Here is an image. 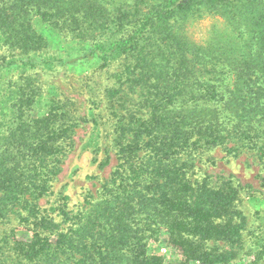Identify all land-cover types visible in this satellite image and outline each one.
Masks as SVG:
<instances>
[{
  "label": "trees",
  "instance_id": "trees-1",
  "mask_svg": "<svg viewBox=\"0 0 264 264\" xmlns=\"http://www.w3.org/2000/svg\"><path fill=\"white\" fill-rule=\"evenodd\" d=\"M202 13L228 27L198 44L185 28ZM34 17L76 41L81 66L119 61L105 90L117 164L77 210L53 209L60 222L39 202L74 129L99 125L43 97L34 70L60 59ZM203 146L253 151L264 166V0H0V222L30 234L0 237V264H162L146 253L161 228L182 257L170 264L230 263L245 218L228 183L187 177L185 155ZM258 247L248 264L263 259Z\"/></svg>",
  "mask_w": 264,
  "mask_h": 264
},
{
  "label": "rangeland",
  "instance_id": "rangeland-1",
  "mask_svg": "<svg viewBox=\"0 0 264 264\" xmlns=\"http://www.w3.org/2000/svg\"><path fill=\"white\" fill-rule=\"evenodd\" d=\"M32 23L46 39L48 50L60 59L54 69L34 70V78L43 97L46 101L59 99L72 115L80 120L94 119L99 125L98 135L93 124L85 120L74 129L60 172L52 182L51 193L39 202L49 216L60 222L58 211L53 209L65 205L69 211L77 210L79 205L97 195L117 164L112 141L114 123L106 108L105 90L114 83L113 75L118 71L119 61L103 69L81 66L79 62L72 61L74 56H78L72 52L75 51V40L57 34L39 17H34ZM227 27L218 15L202 13L201 17L189 20L185 29L194 42L204 44L213 28L223 30ZM4 55L9 56L10 52ZM43 113L44 110L32 115L36 117ZM106 156L108 164L100 166ZM185 159L191 183L205 182L208 186L219 187L226 182L237 191L235 208L243 214L245 226L241 231V246L228 264H248L260 251L258 243L264 242V166L253 151L243 149L233 156L222 147L203 146L185 155ZM9 232H16L18 237L30 235L16 219L0 222V237ZM159 232V239L147 244V255L161 258L162 264L178 262L182 257L171 246L167 230L161 228ZM260 264H264V253Z\"/></svg>",
  "mask_w": 264,
  "mask_h": 264
}]
</instances>
